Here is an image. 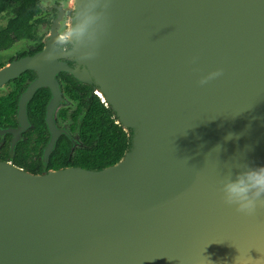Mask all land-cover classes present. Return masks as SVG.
<instances>
[{"label": "water", "instance_id": "water-1", "mask_svg": "<svg viewBox=\"0 0 264 264\" xmlns=\"http://www.w3.org/2000/svg\"><path fill=\"white\" fill-rule=\"evenodd\" d=\"M56 22L42 51L0 69V86L37 72L19 99L10 157L46 86L47 163L63 132L60 71L94 86L129 147L102 169L31 173L0 161V264H264V205L239 212L221 183L264 165V0H111L88 59L80 43L56 48Z\"/></svg>", "mask_w": 264, "mask_h": 264}, {"label": "trees", "instance_id": "trees-1", "mask_svg": "<svg viewBox=\"0 0 264 264\" xmlns=\"http://www.w3.org/2000/svg\"><path fill=\"white\" fill-rule=\"evenodd\" d=\"M13 2L15 0H0V13L11 11L13 14H9L6 24L0 26V48L14 39L35 38V20L32 23L30 20L39 12V0H19L16 8ZM32 76V73H27V77ZM65 80L64 92L75 106H64L58 111L57 122H62L68 132L57 138L46 164L39 155L49 137L45 122L49 91L42 88L29 101L28 119L32 127L25 133L26 138L18 143L12 159L13 164L25 171L41 173L43 169L56 170L68 166L102 169L117 163L129 147L130 131L116 122L109 106L99 96L91 95L87 84H81L70 76ZM16 103L17 97H0V110H13ZM70 136L77 137L76 145ZM5 152L7 157L8 149Z\"/></svg>", "mask_w": 264, "mask_h": 264}, {"label": "clouds", "instance_id": "clouds-1", "mask_svg": "<svg viewBox=\"0 0 264 264\" xmlns=\"http://www.w3.org/2000/svg\"><path fill=\"white\" fill-rule=\"evenodd\" d=\"M111 0H61V8L67 18L53 37L59 51L72 48L74 42L85 49L81 58L88 59L96 55L99 37L107 28V9ZM46 59L52 57L46 56ZM195 60V58H193ZM223 69L216 68L202 75L201 85L219 77ZM224 202L233 205L246 215H252L257 207L264 205V165L242 167L233 177L232 173L222 176ZM235 264H240L237 260ZM256 264H260L257 261Z\"/></svg>", "mask_w": 264, "mask_h": 264}, {"label": "flooded vegetation", "instance_id": "flooded-vegetation-1", "mask_svg": "<svg viewBox=\"0 0 264 264\" xmlns=\"http://www.w3.org/2000/svg\"><path fill=\"white\" fill-rule=\"evenodd\" d=\"M54 1H56V0H45V1L39 0V12H38V14H36L34 16V18L32 20H30V23H32L35 20V23L33 25V30L35 32L34 33L35 34L34 39H30V38H23V39H16V40L14 39L12 41V43H10L9 45L0 48V56L7 55L5 60L0 61V69H2L3 67H5V66H7L13 62L18 61L21 58H24L27 56H32V55L42 51L44 49L46 43H47L48 38L50 36H52V33H51L52 27H53V25H55L56 20H57V22H56V27H55V33H57L60 30L63 23L65 22V18L67 16V14H66V11L64 12V9H62L61 7L52 8L53 5H56V3L58 2V1H56L54 3ZM12 4L16 8L19 4V0H15V2H13ZM45 4L50 7L47 11L44 10V8H47L46 6H44ZM8 12L5 11L3 13H0V15H9V14L11 15L12 14V13H10L11 11H8ZM10 15H9V17H10ZM7 20H8V17H7ZM7 20H6V22H7ZM4 25H2V26H4ZM11 37H14V35L11 34ZM69 50H70V48L66 49L65 51H69ZM59 61L65 62L67 65H69L71 67H76V65H77L75 60L69 59L67 57L59 58ZM28 72L32 73L33 76L27 77ZM68 76L72 77L68 72H63V71H60V72L56 73V75H55V78H56L58 85L60 87V90H61V96L64 100L55 108L56 117H57L58 111L61 108H63L64 106H67V107L75 106V104H74L75 102H73L70 98H68L64 92V87L66 85L65 77H68ZM36 78H37V72L35 70H25V71L21 72L17 77L5 81L0 86V97H4V96H12L15 98L17 97V103H16V106L13 110H8V109H4V108H3V110H0V161L12 163L14 153H13L12 157H10V155H9L10 154V144H11V141L13 139L12 130L18 126L19 99H20L21 95L25 92L27 87L31 84V82L34 81ZM88 86L90 89V94L91 95H93V94L97 95L95 90L93 89L94 86L93 85H88ZM42 88H45L49 91V97H48V100H47L46 106H45V116H46L47 105H48L49 99L51 97V89L49 87L44 86V87L37 89V91L42 89ZM35 93H34V95H35ZM78 94L79 95L82 94L80 90L78 91ZM33 96H32V98H33ZM31 127L32 126L30 123L29 128H31ZM29 128L22 133L19 141L16 142L15 151H16V147H17L18 143L21 140H24L26 138L25 133L29 130ZM61 128H63V130H64L62 133L68 132L66 127L61 126ZM69 135H71V134L69 133ZM50 137H51V134L49 133L48 140L50 139ZM70 138H71V136H70ZM48 140H47V142H48ZM71 140H72L74 145H76L78 142L76 136L75 137L72 136ZM47 142L43 146V148L41 150V154L39 155V159L42 162H43L42 153H43L44 147L47 145ZM6 149H8L7 157H6V152H5ZM43 171H45V169H43Z\"/></svg>", "mask_w": 264, "mask_h": 264}, {"label": "rangeland", "instance_id": "rangeland-1", "mask_svg": "<svg viewBox=\"0 0 264 264\" xmlns=\"http://www.w3.org/2000/svg\"><path fill=\"white\" fill-rule=\"evenodd\" d=\"M42 1H45V0H42ZM56 1H58V2L56 3V5H53L52 8H54V7H56V8L61 7V0H56ZM56 1H54V3H55ZM51 3H52V2H51ZM44 6L47 7V8H44L45 11H47V10L50 8V7L47 6L46 4H45ZM64 12H65V10H64ZM7 17H9V15H0V26L4 25V24L6 23ZM66 18H67V16H66ZM66 18H65V20H66ZM6 56H7V55H2V56H0V61L5 60V59H6ZM76 64H77V61H76ZM55 119H56V123H57V125H58L59 128H61V126H64V127H65V125H64L62 122H57V117H56V115H55ZM61 129L63 130V128H61ZM63 131H64V130H63Z\"/></svg>", "mask_w": 264, "mask_h": 264}, {"label": "bare ground", "instance_id": "bare-ground-1", "mask_svg": "<svg viewBox=\"0 0 264 264\" xmlns=\"http://www.w3.org/2000/svg\"><path fill=\"white\" fill-rule=\"evenodd\" d=\"M71 54H72L73 57H76V54H77L76 50L71 51Z\"/></svg>", "mask_w": 264, "mask_h": 264}]
</instances>
